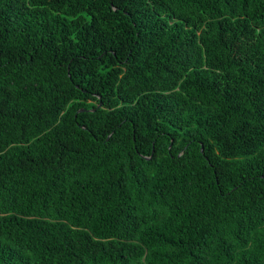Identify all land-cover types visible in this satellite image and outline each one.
<instances>
[{"label": "trees", "instance_id": "1", "mask_svg": "<svg viewBox=\"0 0 264 264\" xmlns=\"http://www.w3.org/2000/svg\"><path fill=\"white\" fill-rule=\"evenodd\" d=\"M0 264H264V0H0Z\"/></svg>", "mask_w": 264, "mask_h": 264}]
</instances>
